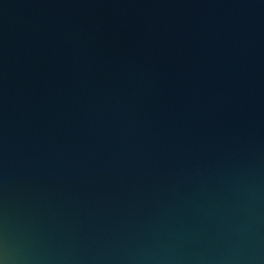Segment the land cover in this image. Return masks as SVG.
I'll use <instances>...</instances> for the list:
<instances>
[{
	"label": "water",
	"instance_id": "water-1",
	"mask_svg": "<svg viewBox=\"0 0 264 264\" xmlns=\"http://www.w3.org/2000/svg\"><path fill=\"white\" fill-rule=\"evenodd\" d=\"M0 260L264 264V0H0Z\"/></svg>",
	"mask_w": 264,
	"mask_h": 264
},
{
	"label": "clouds",
	"instance_id": "clouds-1",
	"mask_svg": "<svg viewBox=\"0 0 264 264\" xmlns=\"http://www.w3.org/2000/svg\"><path fill=\"white\" fill-rule=\"evenodd\" d=\"M0 264H5V262L3 260H0Z\"/></svg>",
	"mask_w": 264,
	"mask_h": 264
}]
</instances>
